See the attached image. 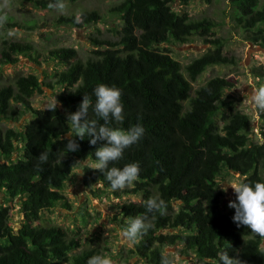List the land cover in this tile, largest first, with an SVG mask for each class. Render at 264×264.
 I'll list each match as a JSON object with an SVG mask.
<instances>
[{
    "label": "trees",
    "instance_id": "16d2710c",
    "mask_svg": "<svg viewBox=\"0 0 264 264\" xmlns=\"http://www.w3.org/2000/svg\"><path fill=\"white\" fill-rule=\"evenodd\" d=\"M28 1L50 9V4L62 0ZM176 1L188 4L192 0H123L112 9L122 20L118 40L93 39V45L102 48L86 61L78 58L74 48L50 50L44 62L56 61L64 68L48 87L64 88L56 96L63 108L58 104L56 109L53 104L33 108L31 98L43 93L35 74L16 76L13 83L0 87V190L11 201L0 209V264H87L91 256L102 254L94 248L80 250L83 239L77 233L71 236L65 228L39 224L43 212L66 200L63 192L77 165L95 163L92 153L101 146L99 142L93 146L87 139L76 138L77 152L61 150L71 132L66 114L78 110L83 96L94 102L92 90L101 83L121 90L124 120L116 126L127 129L139 123L145 129L142 139L110 165L122 168L136 162L140 166L134 187L117 190L115 196L140 195L142 200L120 205L117 218L126 227L146 214L144 202L149 197L158 195L166 203L161 212L149 214L151 228L138 238L132 253L147 264H174L166 247L182 246L180 252L193 254L196 264H204L205 258L217 264L225 251L242 264H264V238L237 227L233 209L222 210L224 195L217 182L222 170L244 176L241 183L264 182V113L263 140L254 143L244 133L248 116L235 108L223 111V96L234 86L231 81L212 78L191 97V82L208 67L232 64L233 59L224 54L220 40L207 41L215 48L191 61L185 76L163 45L171 40L185 44L194 34L210 36L214 25L178 13ZM229 2L248 39L264 48V1L262 6L259 0ZM65 21L82 28L100 22L101 16L96 11L83 12L80 21L75 17ZM34 53L31 42L3 40L0 72L2 65H15L19 56ZM32 61L40 63V58ZM14 105L22 110H14ZM29 114L34 118L21 128L1 127L4 121L19 124ZM89 115L95 119L91 108ZM41 152L48 153L43 164L37 161ZM82 183L86 188L97 187L96 194L112 190L103 174L89 165L82 168ZM16 200L24 217L17 229L11 226Z\"/></svg>",
    "mask_w": 264,
    "mask_h": 264
},
{
    "label": "rangeland",
    "instance_id": "374dc122",
    "mask_svg": "<svg viewBox=\"0 0 264 264\" xmlns=\"http://www.w3.org/2000/svg\"><path fill=\"white\" fill-rule=\"evenodd\" d=\"M123 0H62V7L50 9L37 8L32 1L28 0H0V14H6L8 19L0 25V44L3 40H20L33 43L35 53L33 57L40 58V63L32 61L33 57L19 56L15 65H2L0 72V87L11 84L19 75L35 74L42 86L43 93L35 94L31 98L34 109H47L57 101V95L64 93V88L48 84L53 83L54 75L63 70V66L56 61L44 62L50 50L62 47L77 50L78 58L86 61L92 58L93 51L102 47H95L92 40L117 41L122 20L112 9ZM264 0H259L262 6ZM174 9L178 13H186L194 21L208 20L213 23L212 35H192L187 43L181 44L171 40L164 44L170 50V55L178 61L186 77L185 67L196 58L203 56L215 47L207 41L220 40L223 52L233 59L232 64L213 65L201 74L195 82H191V97L210 79L223 77L231 81L234 86L226 90L223 96V111L230 113L231 108L240 110L249 118L248 126L244 133L254 143L263 140V113L254 111L248 103L247 94L253 87L264 86V48L253 44L245 30L238 22L239 14L229 0H192L188 4L176 1ZM96 11L101 16V21L92 23L82 28L69 24L65 19L75 17L80 21L83 12ZM105 49V47H103ZM63 108L61 103H58ZM185 102L184 107L188 108ZM13 109L21 111L20 106L14 105ZM29 114L19 124L4 121L3 129L21 128L22 125L33 119ZM85 165L93 166L90 161L80 162L73 170L70 180L66 183L64 195L66 200L60 202L51 211L42 213L39 224L43 226H59L69 230V235L77 233L82 237V248H94L102 255L108 257L111 264H147L132 253L135 244L129 245L121 240L120 233L125 227L122 220L117 218L118 208L123 203L140 202V195H128L118 198V191L107 190L96 194V188H86L82 183V168ZM244 176L222 170L217 178L218 186L238 184ZM134 182V181H133ZM134 184L126 186L121 190H130ZM222 210L228 209L230 201L235 200L231 187L223 191ZM11 211V226L17 229L23 223L24 217L21 213L20 201H14ZM11 205L9 196H4L0 190V209ZM117 219V220H116ZM167 233V232H164ZM76 236V235H75ZM182 246L166 247V254L173 260L174 264H196L193 254L183 255L180 252Z\"/></svg>",
    "mask_w": 264,
    "mask_h": 264
},
{
    "label": "clouds",
    "instance_id": "9594fccd",
    "mask_svg": "<svg viewBox=\"0 0 264 264\" xmlns=\"http://www.w3.org/2000/svg\"><path fill=\"white\" fill-rule=\"evenodd\" d=\"M62 7V4H50V7ZM7 15L0 14V25L7 22ZM94 102L88 96H83L78 110L72 114H66V121L71 125V132L65 137L62 153H74L79 150V140L87 139L90 145L101 146L96 148L92 155L95 156L93 165L95 170L103 174L110 188L113 191L124 189L131 185L140 173L138 163H128L122 168L110 166L123 158L126 149L137 144L144 136L145 129L141 124L129 126L127 129L117 127L124 120L123 104L121 103V90L117 87H110L103 83L97 84L92 90ZM248 103L251 108L264 113V86L253 87L247 94ZM55 100L52 107L56 109ZM95 119L89 115V109ZM98 121H102L99 123ZM74 137V138H73ZM48 160V153L41 152L37 161L43 164ZM62 163V160L58 161ZM233 189L235 200L230 201L228 207L234 210L232 221L237 227L244 226L249 234L254 237L264 238V182L238 183L222 186L226 189ZM146 214L131 220L120 233L121 240L131 247L138 238L146 234L151 228L150 215L161 212L166 208V203L158 195L149 197L145 202ZM87 264H111L108 257L102 254L91 256ZM167 264V261H165ZM204 264H212V261L205 258ZM217 264H242L237 258L229 256L227 251L218 256Z\"/></svg>",
    "mask_w": 264,
    "mask_h": 264
}]
</instances>
